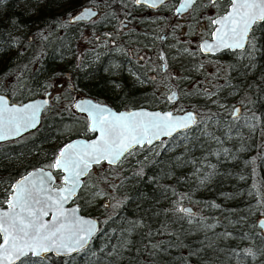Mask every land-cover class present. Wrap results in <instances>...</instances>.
I'll list each match as a JSON object with an SVG mask.
<instances>
[{
	"label": "trees",
	"instance_id": "trees-1",
	"mask_svg": "<svg viewBox=\"0 0 264 264\" xmlns=\"http://www.w3.org/2000/svg\"><path fill=\"white\" fill-rule=\"evenodd\" d=\"M17 1L0 0V92L11 99L22 100L40 93L56 80L55 84L65 88L66 99L72 94H82L114 108L143 105L173 111L190 108L202 113L211 109L227 120L230 117L225 109L194 91L205 88L209 82L202 84V80L195 79L196 66L213 61V74L217 73V63L225 71L209 86L224 84L229 76L234 86L218 93L220 102L228 106L236 102L244 108L240 103L243 100L247 104L245 114L255 111L257 116L264 117V28L256 30V50L249 49L251 55L228 51L215 56L197 53L198 61H195L196 57L176 50L178 64L174 67L187 77L174 80L177 98L169 102L166 94L171 78L166 72L155 74L157 81L156 77L151 82L146 79L141 88L130 82L121 83V89L116 92L101 87L104 67L110 59L129 56L127 60L132 63L134 60L129 53L141 49L137 45L142 44H135V49L127 51L119 40L118 31L107 27L121 14L138 24L132 14L131 0H73L59 10L54 7L58 0H45L34 14H26L17 6ZM81 5L96 7L98 16L88 21H68L72 10ZM182 28L178 26L172 35L179 41L185 39L181 37ZM109 33L111 35H107ZM84 34L93 42H100L102 49L95 57L86 49L76 50ZM116 40L120 41L119 47L109 45ZM14 44L17 49L12 51ZM163 45L162 42L161 49L154 48L152 52L147 47L148 59L157 62L164 53ZM229 66H235V70L230 71ZM149 71L145 68L143 76ZM189 91L192 97L183 96ZM69 115L66 111L47 108L34 130L0 141V202L5 199L14 177L27 168L50 163L56 148L49 143L65 135L54 129L60 126L59 122L72 118ZM202 128L203 125L164 137L157 141L158 148L151 153L146 151L147 145L137 148L118 166H94L83 179L85 183L76 198L81 212L99 219V229L87 246L66 257L26 255L15 264H264V239L254 222L256 216L264 214V127L257 126L252 131L241 122L239 129L228 133L226 127L213 125L208 130L221 137L219 144L202 136ZM224 149H228V153ZM89 184L104 192L98 211V206L88 205L94 196L91 191L85 193ZM184 204H189L195 213L191 224L187 216L178 219L184 214H171V208ZM213 204L220 208L212 207ZM201 217L206 218L202 223L219 222L215 229L207 232L209 238L215 240V234L225 231L231 232L232 237L216 240L213 248L205 247V231L196 223ZM165 222L169 231L179 234L182 243L177 242L175 247L164 245L162 250L155 251L149 246L151 243L176 241L175 236L157 234ZM149 232L151 236L147 235ZM249 248L254 256L244 254ZM232 250L240 255H233ZM192 252L198 254L190 255Z\"/></svg>",
	"mask_w": 264,
	"mask_h": 264
},
{
	"label": "snow or ice",
	"instance_id": "snow-or-ice-1",
	"mask_svg": "<svg viewBox=\"0 0 264 264\" xmlns=\"http://www.w3.org/2000/svg\"><path fill=\"white\" fill-rule=\"evenodd\" d=\"M131 2L137 6L147 5L156 8L158 5H165L166 0H131ZM200 3L201 0H182L174 14L193 10L194 6H199ZM203 6L213 7L216 12L207 18L209 27L201 36V42L196 50L185 47L184 54L193 58L197 53L215 56L225 51L240 54L247 52L251 55L249 49L256 50V30L264 28V0H207V4ZM96 15L93 9L88 8L75 16L74 20H84ZM204 18L201 16L199 20ZM159 58L164 61L162 70L166 71L165 54L162 52ZM198 68H203V64ZM229 70L234 71L235 66H229ZM224 71V67L217 63L215 78L219 79ZM212 87L215 90L205 87L194 91L195 94L206 97L212 104L225 109L227 116L230 117L227 120L224 115L211 109L206 113L196 110L176 116L172 111L161 113L144 109L116 113L91 101L76 104L75 107L88 114L87 130L98 135L89 142L78 141L64 145L53 161L47 165L51 171H46L43 167L36 169L10 186V195L0 204V264H15L16 260L29 253L33 256L48 252H56L58 255L71 254L88 243L89 238L97 231V222L78 215V207L68 208L66 205L69 201L75 203L78 189L85 183L82 178L86 177L94 166L105 163L109 166H118L124 158L134 154L137 148L143 149L146 145L151 147L154 141L160 140L162 136H172L174 133L191 130L194 127L199 128L201 125H203L201 135L217 144L221 143V137L208 130L213 125L218 128L226 127L228 133L233 129H239L241 122L252 131L257 126L264 127V117L257 116L255 111L245 114L244 109L247 108V104L243 100L240 103L244 108L236 105L228 106L220 102L218 93L225 88L234 87L230 76L224 84L218 86L212 84ZM214 97L216 99H213ZM176 98L177 93L172 92L168 100L173 102ZM47 103L48 101L45 100L42 103L17 106L10 104L9 99L4 95H0V140L9 136H19L22 131L35 128L39 113ZM223 151L228 153L229 150ZM57 182L58 186H54ZM211 206L220 208L217 204ZM176 211L184 214L178 219L183 220L187 216V222L189 224L193 222L195 213L191 209L179 207ZM205 219L201 217L196 221L205 231L207 241L205 247L213 248L216 240H227L232 237L231 232L225 231L215 234V240L209 238L207 232L215 229L219 222L202 223ZM229 223H238V221H229ZM168 227V222H165L162 230L157 234L175 236L176 241L161 240L151 243L149 246L153 250L160 251L164 245L175 247L177 242L182 243L179 234L169 231ZM259 227L264 229V220L260 221ZM147 235L151 236L152 233L149 232ZM201 243L204 244V241ZM194 254L198 253H190V255ZM232 254L240 255L236 250H232ZM244 254L255 255L251 248L246 249Z\"/></svg>",
	"mask_w": 264,
	"mask_h": 264
},
{
	"label": "flooded vegetation",
	"instance_id": "flooded-vegetation-1",
	"mask_svg": "<svg viewBox=\"0 0 264 264\" xmlns=\"http://www.w3.org/2000/svg\"><path fill=\"white\" fill-rule=\"evenodd\" d=\"M169 4H172V3H169L168 0H166L165 5L157 6L156 8H150V7H147L145 5L144 6H137V5L133 4L132 11L134 13H132V14H133V17L135 18V20H137L138 24H133V22H131L130 20L127 19V16L125 14H123V15L121 14V16H118V18L120 17L121 19H123V21L125 20L128 23L129 22L132 23L131 24L132 28H130L129 31L123 32V33L120 32L121 34L119 33L120 34L119 40L121 39L120 41H122V43L125 44L124 47L126 48V50L129 51L131 49H135L136 48L135 44H142V46L141 45H137V47H139L141 49L138 50L137 52H133V53L131 52V57L134 60L132 63H129L128 60H127L129 58V56L125 57L123 55H120L117 59H114V60L110 59L111 61H108V63H106V67H104V71H103V74L105 76L102 77L104 83L102 81L101 82L102 85L100 84L102 89H105L106 91H111V92L115 91L116 92L119 89H121V83L126 84V83H129V82L134 84V85H137L138 87L141 88V87H143L145 85V83H146L145 80L146 79H149V81L151 82V80L156 77L155 81H157L158 80L157 79L158 76H156L155 74L159 73V71H160V72H166V73H168L170 75L171 82L169 83L167 92L170 93L172 90H175V92H176L175 81L174 80L176 78H178V79L181 78L180 74H179V76L176 77L174 75V73H173V70H172V66L173 65L176 66V64H178V60H177L178 59V55H177V51L176 50H180V51H182L181 53H183V49L185 47H187V40L189 39L188 38L189 32H192V31H193L192 34L194 35L195 40L193 39L194 41L190 42L191 43V49L196 50V48L198 47V42L201 40V36L206 33V30L209 27L207 18L209 16L214 15L215 12H216V9L213 8V7H211V8L210 7H206L205 8L203 5L200 6L199 8L197 6H194L193 10L186 11V12L176 16L174 14V12H173V6L174 5L170 9L169 13L164 10L167 7V5L169 7ZM134 7H139L140 8L139 14L135 13V8ZM196 7H197V9L199 11H202V12L204 11V13L202 14V12H201L200 14H198V10H195ZM158 8H160V9H158ZM144 9L151 10V11L163 10V12H161V14L159 15V18L163 19L164 21L166 20V22L164 24V30L161 31V33L158 35V37L156 39H155V37L157 36V34H156L155 30H153L152 27H150L147 24L149 17L145 13H142ZM211 10L214 11V14H212V12L209 13V11H211ZM96 13H97L96 16H98L99 11H98L97 8H96ZM163 14H165V16H163ZM187 14L190 15V19L191 20H187L185 22V24H181V25L177 24L178 19H180L182 16L187 15ZM201 16H203L205 18L203 20H199V17H201ZM95 17H92L90 20H92ZM193 18H196V20H193ZM125 21L122 22V26H124L126 24ZM178 26L183 27L182 28L183 33H182V36H181L182 38H185L183 41H179L178 39H175L172 36L174 30L176 31V28H178ZM119 42H117V40L115 42L112 41V42H109V45L117 48V47H119L118 44H117ZM162 42L164 43V45H163L164 54L167 55V58H169L168 60L167 59L166 60L168 61V65L171 66V68H169V70L166 69V71L162 70V68H161V66H162V64L164 62L161 61L160 58H159V60L157 62L151 61L150 58L148 59L149 54L146 53V51H145V49L147 47H149V49H151V52L153 51L152 49H154V48L161 49V43ZM94 43H95L94 44L95 46L93 47L92 51H93L94 57H95V55L97 54V51L98 50L100 51L102 49V47H101L100 42L98 40H95ZM145 44H149V45L146 46ZM187 48H189V47H187ZM184 55H187V54H184ZM141 57H143V59H141ZM109 67H110V69H109ZM145 68L149 69L150 71L147 72V75L145 74V77H144L143 75H144V72H145ZM162 74L164 75V77L167 76L164 73H162ZM168 81H170V80L168 79ZM156 84H157V86L161 85L160 83H156ZM64 89L65 88L63 86H61L60 84L57 83V84H54V85H51V86L45 88L40 93H37V94L29 96V97L42 96V94L45 91H49L48 103L42 109L41 115H40V119H41V116L43 115L44 110L49 108L50 103L52 101H60V100L61 101H65V102H67V101L70 102L71 101V107H69V109H67V110L66 109H59L58 111H55V112L66 111V112H68L70 114L69 116H71L72 118L59 122L60 126L58 128H56V129H54V132L63 131L65 133V135L61 138V140L62 139L63 140L62 141L60 140L61 142L59 141L58 146L57 145H53V146H55L56 150H55L54 156H53L52 160L50 161V163L53 161V159L55 157V154L59 150V147L61 146V144H63L65 141H67L68 139H70L72 137H76V136L89 137V136H91L93 134L92 132H89L87 130V117H86V115L83 112H79V111L73 109V102L76 99V97L77 96H87V95L72 94L70 98L66 99L65 98L66 96H65V93H64V91H65ZM167 94H166V97H167ZM29 97H26L24 99H27ZM88 97H91V96H88ZM24 99H22V100H24ZM9 100L21 101V100H14V99H11V98H9ZM167 100H168V97H167ZM236 104L239 106L238 103H234L233 105H236ZM155 107H157V106H155ZM123 108H126V107H123ZM39 122H40V120H39ZM38 124H37V126H38ZM34 129H32V130H34ZM32 130H29L27 132H30ZM81 130H83V131H81ZM27 132L22 133V134H20L19 136L15 137V138H18V137L26 134ZM15 138H12V139H15ZM8 140H11V139H8ZM4 141H6V140H4ZM39 153H40V151H39ZM41 154H42V152L40 153V155ZM103 165H107V164H103ZM37 166L43 167V168H47V165L46 166L37 165ZM37 166H33V167H37ZM33 167H30V168H33ZM98 167L102 168L103 166L102 167L98 166ZM30 168H27L21 174L25 173ZM47 169H49V168H47ZM21 174L17 175L16 177H14L11 180V182L9 183V188H10V185H11L12 181H14ZM53 175H56V173H53ZM84 178H82V180ZM57 185H58V182H57ZM8 192H9V189H8V191L6 193V196H5L4 200H6ZM2 202H0V204H2ZM75 203L78 205V203L76 201V198H75ZM78 207H79V205H78ZM79 211H80V208H79ZM92 216H94V215H92ZM94 217H96V216H94ZM97 220H98V223H99V219L98 218H97ZM81 250L82 249H80L78 251H75V252H73L71 254H74V253L79 252ZM71 254H67V255H64V256H55V255H52L50 253H47L45 255H52V256H55V257H66V256H69ZM28 255H30V254H28Z\"/></svg>",
	"mask_w": 264,
	"mask_h": 264
},
{
	"label": "rangeland",
	"instance_id": "rangeland-1",
	"mask_svg": "<svg viewBox=\"0 0 264 264\" xmlns=\"http://www.w3.org/2000/svg\"><path fill=\"white\" fill-rule=\"evenodd\" d=\"M175 1L174 0L173 2H169V3H172V4H169V7L167 5V7L164 9L165 11H167L168 13L170 12V9L172 8V6L175 4ZM73 0H58L56 4H54V7H56V9H62L70 4H72ZM45 3V0H18L16 2L17 6L24 10L26 14H34L37 7H40L42 6L43 4ZM207 1L206 0H201V3L199 6H197L198 8L204 4H206ZM82 6V5H81ZM80 6V7H81ZM197 7L195 8V10H198ZM210 7V6H209ZM79 7L75 8L74 10H72V12H74L75 10H77ZM135 8V13L136 14H139V11H140V8L139 7H134ZM206 8V7H205ZM211 8V7H210ZM71 12V13H72ZM161 12H163V10H160V11H151V10H147V9H144L142 13H145L149 18H148V22L147 24L152 27L153 30H155L157 36L155 37V39L158 37V35L161 33V31L164 30V24L166 22V20L164 21L163 19H160L159 18V15L161 14ZM202 11H199L198 10V14H200ZM214 14V11H209V13ZM70 13V14H71ZM165 13V12H164ZM204 13V11L202 12V14ZM211 14V15H212ZM163 16H165V14H163ZM187 20H191L190 19V15L187 14V15H184L182 16L180 19H178L177 21V24H185V22ZM193 20H196V18H193ZM125 21V20H124ZM123 19H121L120 17L114 22V23H109L108 24V28H113L115 30L118 31V33H123V32H127L130 30V28H132V23L131 22H126V24L124 26H122V22H124ZM120 33V34H121ZM192 32H189V35H188V40H187V47L191 48V43L190 42H193L195 40L194 38V35L192 34ZM84 39H81V41L77 44V52H81L83 49H86L87 53H90L92 55H94L93 53V47L95 46L94 42L92 41V39L90 38V36L88 34H84L83 35ZM194 39V40H193ZM19 47V46H18ZM15 49H17V44H14L13 47H12V51H14ZM92 51V52H91ZM201 59V58H200ZM195 61H198L197 57L195 58ZM209 63H204L203 64V68H198V66H196V69L194 70V74H198L196 76L195 79L197 80H202V84H207V81L211 82H215L216 80L214 79L215 78V74L214 71H213V61H208ZM172 70H173V73L174 75L177 77L179 75V71L177 68L174 67V65L172 66ZM211 73V74H210ZM181 75V74H180ZM222 75V74H221ZM133 77V76H132ZM187 76H182L181 75V78L184 79L186 78ZM194 79V80H195ZM214 79V80H213ZM57 81L55 80L53 84H55ZM191 83L188 84V87H190ZM205 87H210L212 88L211 86H209V83L208 85H206ZM187 93H191V91L189 92H184L183 96H189V97H192V95H188ZM234 103L236 102H232L229 106H232ZM69 107H71V101H52L50 103V106H49V110H53V111H58L59 109H69ZM229 111H230V108H229ZM83 131V130H81ZM61 140V138H56L54 140H52L51 143H49L51 146L53 145H57L58 146V143L59 141ZM158 148V144L157 142L154 143L153 146L149 147L147 146V152L148 153H151V152H154L156 149ZM42 151H40L41 153ZM136 155H134L133 157H135ZM145 156V153L144 154H141V157L143 158ZM16 161H18V158L15 159ZM103 165H101L100 167H102ZM97 176V174H96ZM2 190V189H1ZM88 191H91L93 192V197L91 200L88 201V205L93 207V206H98L96 208V210H100L101 207L100 205H98V203H100L103 198H104V192L101 191V190H98L96 188H92L91 184L88 185V187L86 188V191L85 193H87ZM94 208V207H93ZM171 210V214L172 215H177L178 214V211H176V209H170Z\"/></svg>",
	"mask_w": 264,
	"mask_h": 264
},
{
	"label": "water",
	"instance_id": "water-1",
	"mask_svg": "<svg viewBox=\"0 0 264 264\" xmlns=\"http://www.w3.org/2000/svg\"><path fill=\"white\" fill-rule=\"evenodd\" d=\"M182 2V0H176L175 1V4H174V6H173V12L175 13V9L177 8V7H179V5H180V3ZM145 6H147V5H145ZM159 6V5H158ZM148 7V6H147ZM88 8H91V9H93L95 12H96V8L95 7H93V6H91V5H82L81 7H79L77 10H75L74 12H72L69 16H68V21H70V22H76V20H74V17L75 16H77V15H79V14H81L85 9H88ZM151 8V7H150ZM182 14V13H181ZM176 16L177 15H180V14H175ZM92 17H89V18H87V19H84V20H79V21H88V20H90ZM78 22V21H77ZM201 42V40L198 42V45H199V43ZM172 92H175V90H172L170 93H168L167 94V97H169L171 94H172ZM49 91H45L43 94H42V96H33V97H29V98H27V99H24V100H21V101H13V100H9V102H10V104H16L17 106H20V105H23V104H29V103H42L43 101H45V100H47L48 101V99H49ZM0 95H4L7 99H9V97L6 95V94H4V93H2V92H0ZM83 101H91L93 104H98V105H100V106H103V107H107V108H109V109H111L113 112H116V113H120V112H126V111H138V110H141V109H144V110H147V111H149V112H156V111H159V112H161V113H163V112H168V111H172L173 113H174V115H176V116H181V115H184V113L185 112H188V111H194L193 109H190V108H186V109H184V110H181V111H173L172 109H169V108H158V107H146V106H143V105H137V106H131V107H126V108H114V107H112L111 105H109V104H107V103H105V102H101V101H97V100H94L93 98H91V97H88V96H77L76 97V99L74 100V102H73V109H75V110H77V111H79V112H82V111H80L77 107H75V105L76 104H78V103H80V102H83ZM47 105V104H46ZM46 105H44L43 107H42V109L46 106ZM236 106H238L237 104H236ZM239 107V106H238ZM42 109H41V111H42ZM41 111H40V113H39V117H38V123H39V120H40V115H41ZM85 115H86V117H87V127H88V124H89V117H88V114H87V112H83ZM37 123V124H38ZM37 126V125H36ZM32 129H34V128H31V129H28V130H25V131H22L21 132V134L22 133H25V132H27V131H29V130H32ZM175 134V133H174ZM97 135H98V133H93L91 136H89V137H81V136H76V137H72V138H70V139H68L67 141H65L63 144H61V146L59 147V150L64 146V145H66V144H68V143H74V142H89V141H91V140H94V139H96V137H97ZM15 137H17V136H9L7 139H4V140H8V139H12V138H15ZM164 137H170V136H162L161 137V139L162 138H164ZM4 140H0V141H4ZM159 141V140H158ZM155 142H157V141H154V143ZM59 150L57 151V153L55 154V156L58 154V152H59ZM106 164V163H105ZM39 168H42V167H39V166H37V167H33V168H30L29 170H27L25 173H23V174H21L20 176H18L14 181H12V183H11V185L14 183V182H16L17 180H19V179H21L23 176H25V175H27V173H29V172H33V171H35L36 169H39ZM45 170L46 171H51V169H47V168H45ZM10 185V186H11ZM54 186H56V185H54ZM58 186V185H57ZM10 195V193L8 192V194H7V197ZM7 199V198H6ZM66 207H68V208H72V207H78V205L76 204V203H73L72 201H69V203L66 205ZM181 207H183V208H189V209H191L192 210V207L189 205V204H184V205H181ZM79 208V207H78ZM78 215H80V216H83L84 218H86V219H91V220H95L96 222H97V231H98V229H99V223H98V220H97V218L96 217H94V216H92V215H89V214H87V213H83V212H78ZM262 220H264V214H260V215H258V216H256V218H255V225H256V227L259 229V231L261 232V234H262V236H263V239H264V229H261L260 227H259V223H260V221H262ZM96 231V232H97ZM95 232V233H96ZM94 233V234H95ZM93 234V235H94ZM93 235L89 238V241H90V239L93 237ZM89 241H88V243H89ZM87 243V244H88ZM87 244L84 246V247H86L87 246ZM83 247V248H84ZM82 248V249H83ZM78 250H80V249H78ZM77 250V251H78ZM48 253H50V254H52V255H55V256H64V255H67V254H60V255H58L56 252H48ZM73 253V252H72ZM30 254V253H29ZM45 254H47V253H41L39 256H33V255H31L32 257H42V256H44ZM23 257V256H22ZM22 257H20L19 259H21ZM18 259V260H19ZM18 260H16L15 261V263L18 261Z\"/></svg>",
	"mask_w": 264,
	"mask_h": 264
}]
</instances>
